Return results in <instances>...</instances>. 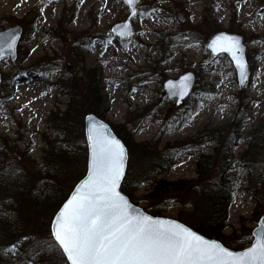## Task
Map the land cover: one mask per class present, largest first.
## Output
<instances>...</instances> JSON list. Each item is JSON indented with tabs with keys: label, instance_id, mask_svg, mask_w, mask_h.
I'll list each match as a JSON object with an SVG mask.
<instances>
[{
	"label": "rangeland",
	"instance_id": "1",
	"mask_svg": "<svg viewBox=\"0 0 264 264\" xmlns=\"http://www.w3.org/2000/svg\"><path fill=\"white\" fill-rule=\"evenodd\" d=\"M153 8L158 11L153 12ZM137 11L144 15L132 19L133 35L121 40L111 31L113 24L127 16L121 0H0V31L15 25L22 29L16 58L0 61V147L1 139L7 138L23 176L15 197L8 194L0 200V213L7 216L9 223L21 218L16 237L0 249V264H28L29 260L32 264H48L40 259L41 251L51 256L49 264H61L58 251L31 243L33 237H49L54 215L29 206L26 209L25 203L30 205L29 194L41 198L36 184L38 171L34 169L42 163L45 137L52 134L51 111L64 110L67 104V97L58 89L67 85L71 77L79 79L83 69H94L96 73L103 120L110 126L124 125L135 141L154 139L160 147L185 141L188 147L157 178L191 182L170 191L164 200L147 202L146 185L140 186L135 196L136 205L147 213L148 206L166 205L162 217L192 229L199 227L206 213L202 192L217 176L222 160H232L243 153L251 139L249 133L264 122V0H138ZM204 19L208 22L203 23ZM220 31L243 37L249 66L243 88L237 85L228 57H213L205 49L211 35ZM73 33L79 42L88 39L79 46L81 60L71 52L73 45L78 46L72 42ZM250 34H258L259 39L248 38ZM68 63L72 72L67 70ZM44 65L50 66L48 74L42 70ZM188 71L195 75L192 93L176 106L162 85ZM82 129L84 135V122ZM200 130V138L191 143ZM80 132L73 138L79 139ZM235 137V143L228 147ZM82 148H86L85 137ZM263 152L264 149L246 163L236 161L229 170L236 183L222 232L226 236L235 230L238 234L240 218L254 210L256 203L250 191L264 199ZM127 154L125 175L134 177L146 170L145 155ZM200 155L212 159L209 170L199 177L195 161ZM66 167L68 172L73 171ZM255 173L261 183L253 188L248 178L253 174L256 179ZM263 202L259 217L255 215L247 225L250 229L264 216ZM251 232L244 247L252 241ZM25 236L30 240L23 241ZM17 240L21 246L13 254L8 248Z\"/></svg>",
	"mask_w": 264,
	"mask_h": 264
},
{
	"label": "snow or ice",
	"instance_id": "2",
	"mask_svg": "<svg viewBox=\"0 0 264 264\" xmlns=\"http://www.w3.org/2000/svg\"><path fill=\"white\" fill-rule=\"evenodd\" d=\"M122 2L132 18L144 15L137 11V0ZM118 27L123 29L118 33L120 38L130 35L127 23ZM17 39L18 34L13 33L0 36V60L6 54H14ZM211 47L213 52L219 49L230 54L239 70L240 84L244 85L248 76L240 40L218 37ZM190 84L191 77L187 75L181 77L179 86L168 81L170 96L183 100L189 95ZM87 139L90 149L87 179L63 205L49 237L39 240L33 237L32 244L58 251L61 264H264V224L254 233L256 240L250 248L232 252L175 221L145 215L117 191L125 175L123 145L108 134L105 125L95 122H90ZM22 240L30 238L25 236ZM20 246L21 241L17 240L8 251L17 254ZM28 264H32L31 260Z\"/></svg>",
	"mask_w": 264,
	"mask_h": 264
},
{
	"label": "trees",
	"instance_id": "3",
	"mask_svg": "<svg viewBox=\"0 0 264 264\" xmlns=\"http://www.w3.org/2000/svg\"><path fill=\"white\" fill-rule=\"evenodd\" d=\"M22 20L19 22L21 23ZM19 23L18 21H16ZM207 19L203 23H207ZM73 44L78 43L71 49L74 58L81 60L79 46L88 42V39L79 42L77 35L71 34ZM248 38L259 39L258 34H250ZM80 62V61H79ZM50 66H42V70L47 71ZM99 82L94 69L85 70L79 79L72 78L67 85H62L58 89V93L67 97V104L64 110H53L49 116L52 134L45 137L46 148L43 150L42 163L34 171H38V179L36 184L37 190L40 192V197H35L29 194L27 200H30V205L37 211L45 215L53 216L62 203L66 200L69 193L73 189L86 172L87 152L86 148H82L83 140V121L86 114H94L97 117L104 119L103 109L100 107L99 101ZM242 91H240L241 93ZM114 133L122 140L128 153L143 154L148 158L146 170L134 177L125 175L120 185V191L123 192L129 200L137 204L138 199L135 196L136 191L142 185L148 187V192L144 196L147 202L160 201L170 193V191L179 190L186 186L190 180L166 181L157 177L168 171L175 163L176 155L188 146L185 141L166 143L160 147L159 141L149 139L142 142H137L132 135L126 130L124 125L111 124ZM80 130V138H73L77 131ZM201 130L193 138L191 143L200 138ZM251 137L246 150L238 157L228 160L224 158L220 167L216 172L215 179L203 190L202 197L207 203L206 213L200 221L199 227L194 228L207 238H212L221 241L226 247L239 250L244 247L248 235L252 229L247 227L261 213L259 208L263 198L256 197L255 193L250 191L251 198L255 201L254 210L248 217H241L239 220L238 234L236 230L230 235H224L223 229L227 221V209L230 203L231 194L234 191L236 183L235 176L229 173L230 168L236 161L239 163L248 162L251 157L260 153L264 149V122L250 133ZM197 137V138H196ZM237 138L235 137L229 144L231 146ZM0 147V200H5V196L12 194L15 197L16 189L23 182V176H20L18 168L13 160L12 150L8 144L7 138H2ZM212 156L200 155L195 161V172L198 176L204 175L210 168ZM31 162L32 161H28ZM72 168L73 171L68 172L67 169ZM82 169V172L77 173L76 170ZM257 176V174L255 173ZM254 175H249L248 183L251 187H256L261 182L253 178ZM264 203V202H263ZM166 205L160 207L148 206L149 213L153 216H162V211ZM146 210V209H144ZM6 215L0 213V249L8 241H12L20 230L21 218L13 223H9ZM36 250V249H35ZM40 252V251H39ZM41 260H47L48 264L51 256L41 251Z\"/></svg>",
	"mask_w": 264,
	"mask_h": 264
},
{
	"label": "water",
	"instance_id": "4",
	"mask_svg": "<svg viewBox=\"0 0 264 264\" xmlns=\"http://www.w3.org/2000/svg\"><path fill=\"white\" fill-rule=\"evenodd\" d=\"M121 1H122V0H121ZM137 3H138V0H137ZM125 6H126V5H125ZM126 10H127V16H126L125 20H124V21H121V22H117V23L113 24L112 27H111V31H112V32H113V33H114L119 39H121V40L129 39V38H131V36L133 35V26H132V19H133V18L131 17V11L128 10L127 7H126ZM179 20H180V21H183V20H184L182 14H179ZM125 23H127V24L129 25L130 35L125 36L124 38H120L119 35H118V33L121 32V31H123V29H122L121 27H118V26L123 25V24H125ZM113 29H115V31H113ZM21 30H22V29H21L20 25H15V26L9 27V28H7V29H5V30H3V31H0V36H2L4 33H13V34H18V39H19V37H20V35H21ZM218 37H233V38H236V39L240 40V42H241V46H242V48H243V59H244L245 65H246V72H247V76L249 77V66H248L247 56H246V45L244 44L243 37H242V35H240V34H235V33L231 34V33H227V32H224V31H220V32H216L215 34L211 35V37L208 39L207 43L205 44V49H206L209 53H211L213 57H218V56H220V55H226V56L228 57V59L231 61V64H232V66H233V68H234V70H235V73H236L237 85H238L239 88H243V87L245 86V84H246V82H247L248 79L245 81V84H244V85H241V84H240V74H239V70L236 68V65H235V63L233 62L232 57L230 56V54L227 53V52H221L219 49H217L216 52H213V50H212V47H211L212 42H213L214 40H216ZM18 39H17V41H16V45H17ZM8 57H9L11 60H14V59L16 58V46H15V49H14V54H6L4 59H6V58H8ZM4 59H3V60H4ZM0 61H2V60H0ZM66 66H67V70H68L69 72H72L71 65L68 63V64H66ZM186 75L191 77V84H190L189 89H188V91H189V95H188V96H190V94L192 93L193 86H194V84H195V75H194L191 71H188V72H185V73L181 74V75H180L178 78H176V79H171V78H170V79H167V80L164 81V83H163V85H162V89H163L164 93L166 94L167 98H168L169 100H174V104H175L176 106L181 105V104L183 103V101L186 100V99L188 98V96H186L183 100H180L179 97L170 96V94H169V89H168V87H167V85H168V81H173V83H175L177 86H179V82H180V80H181V77L186 76ZM83 122H84V137H85L86 150H87L86 172H85V174L83 175V177H82L78 182H76V184L74 185L73 189H72L71 192L69 193V195H68V197L66 198V200L62 203V205L59 207V209H58V210L56 211V213L54 214V216H53V218H52V220H51V223H50V229H51V227H52V223H53V221L55 220L56 216H58L59 213H60V211L63 209V205H64L65 203H67V201H68L69 199L72 198V195L75 193L76 188H78V187L80 186V184H82L83 181L86 180L87 177H88V164H89V160H90V149H89V147H88V139H87V136H88V129H89V127H90V122H95L97 125H99V124H103V125H105V126L107 127L108 134H109L111 137H113V138H115L116 140H118V141L120 142L121 145H123V147H124V149H125L124 171H126L127 158H128L127 149H126L124 143L122 142V140H121V139H120V138L114 133V131L112 130L110 124H108V123H107L106 121H104L103 119H101V118H99V117H97L96 115L91 114V113L85 115V117H84V121H83ZM263 158H264V152H263ZM124 176H125V175H124ZM123 178H124V177H122L121 182L123 181ZM121 182H120V185H121ZM120 185H119L117 191H119V192L121 193V195H123V196L129 201V203H131L132 206H133L135 209H138L141 213H143V214H145V215H148V216H151V217H153L154 219H165V220H172V221H175L176 223H179V224L183 225L184 227L188 228L190 231L195 232L197 235H200L202 238H204V239H206V240H209V241H214V242L220 244L222 247H224V248H226V249H228L229 251H232V252H243V251L247 250L248 248H250V247L252 246V244H253V243L255 242V240H256V236L254 235V233L259 232L260 229H261V225L264 224V221H262V219H261V218H264V216H262V217H260V219L258 220L256 226L252 229V232H251V238H252V241H251V243H250L248 246H246V247H244V248H242V249H239V250H233V249H230V248L226 247L221 241L216 240V239H212V238H207V237L203 236L202 234H200L199 232L195 231L194 229H192V228L186 226L185 224L181 223L180 221L173 220V219H168V218H166V217H162V216H153V215L147 213L144 209H142V208H140L139 206H137L136 204L132 203V202L129 200V198H128L123 192L120 191ZM65 258H66V257H65Z\"/></svg>",
	"mask_w": 264,
	"mask_h": 264
}]
</instances>
